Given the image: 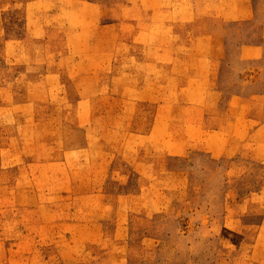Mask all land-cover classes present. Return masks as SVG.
Wrapping results in <instances>:
<instances>
[{"label": "rangeland", "instance_id": "rangeland-1", "mask_svg": "<svg viewBox=\"0 0 264 264\" xmlns=\"http://www.w3.org/2000/svg\"><path fill=\"white\" fill-rule=\"evenodd\" d=\"M252 6L218 26V73L192 97L182 59L207 50L160 48L159 1L0 0V264H264Z\"/></svg>", "mask_w": 264, "mask_h": 264}, {"label": "crops", "instance_id": "crops-1", "mask_svg": "<svg viewBox=\"0 0 264 264\" xmlns=\"http://www.w3.org/2000/svg\"><path fill=\"white\" fill-rule=\"evenodd\" d=\"M141 2H152L159 1L160 7L158 12H149L150 18L158 15L161 23V30L166 37L161 44L160 48L170 49L177 48L180 43L184 47L190 48L191 50H207L206 54L198 52H192L189 55L183 57V80L187 83L184 84L181 92H191L192 97H199L206 93V88L199 84V82L209 81L214 79L218 73L219 63L222 57L221 48L223 46L222 37L219 36L222 33L221 29L218 28L220 24L229 23L234 21L248 20L254 17V9L252 6V0H139ZM184 29L188 33L195 36L192 42H180L171 41L169 36L172 34H180L184 32ZM145 30V29H144ZM145 32V31H144ZM263 40L261 43L246 44L242 45V52L246 53L248 58L257 59L259 54L264 51V28L262 29ZM168 39V40H167ZM182 39V37H181ZM210 49H212L210 51ZM167 59V58H165ZM180 58L177 56L164 60L170 65L180 64ZM154 60L153 63L163 66L164 63L161 59L159 62ZM151 63V60L148 61ZM211 94L210 92H208ZM207 93V95H209ZM195 106V105H193ZM196 112L201 113L200 110ZM213 116V115H211ZM208 114L203 122L208 124L210 129H221L225 128L224 123L218 121H212V117ZM193 120V119H192ZM198 124L190 125L191 127L201 128L203 125L199 118ZM104 195V194H102ZM102 195L100 196L102 198ZM94 196L95 195L94 193ZM104 197V196H103ZM121 228V225H120ZM119 225L116 223L114 227L115 232L119 234ZM121 237V236H120ZM117 239V237H116ZM121 264V263H119Z\"/></svg>", "mask_w": 264, "mask_h": 264}]
</instances>
